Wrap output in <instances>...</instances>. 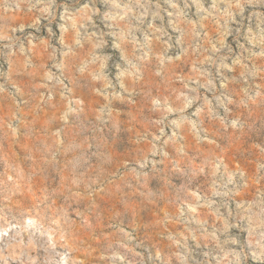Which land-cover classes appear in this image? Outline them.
Here are the masks:
<instances>
[{
	"label": "clouds",
	"instance_id": "9594fccd",
	"mask_svg": "<svg viewBox=\"0 0 264 264\" xmlns=\"http://www.w3.org/2000/svg\"><path fill=\"white\" fill-rule=\"evenodd\" d=\"M0 264H264V0H0Z\"/></svg>",
	"mask_w": 264,
	"mask_h": 264
}]
</instances>
